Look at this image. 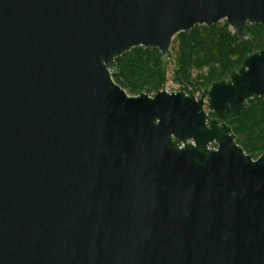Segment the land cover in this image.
Masks as SVG:
<instances>
[{
    "label": "water",
    "instance_id": "1",
    "mask_svg": "<svg viewBox=\"0 0 264 264\" xmlns=\"http://www.w3.org/2000/svg\"><path fill=\"white\" fill-rule=\"evenodd\" d=\"M220 21L264 32V0H0V264H264V153L224 121L264 47L197 97L111 76Z\"/></svg>",
    "mask_w": 264,
    "mask_h": 264
},
{
    "label": "trees",
    "instance_id": "2",
    "mask_svg": "<svg viewBox=\"0 0 264 264\" xmlns=\"http://www.w3.org/2000/svg\"><path fill=\"white\" fill-rule=\"evenodd\" d=\"M250 31L251 37L238 39L224 21L211 27L196 25L174 36L166 65L157 49L135 47L115 59L112 79L129 95H151L165 85L172 61L171 81L178 90L195 95L225 78L228 70L239 66L246 55L264 47L262 27L250 25ZM224 121L246 154L257 157L264 152V99H248L236 118L225 116Z\"/></svg>",
    "mask_w": 264,
    "mask_h": 264
},
{
    "label": "rangeland",
    "instance_id": "3",
    "mask_svg": "<svg viewBox=\"0 0 264 264\" xmlns=\"http://www.w3.org/2000/svg\"><path fill=\"white\" fill-rule=\"evenodd\" d=\"M220 22H222V21H220ZM171 62L168 64V68H167V78L168 79H167L165 85L163 86V88H165L167 91H179L178 90V85L173 83V81H171V78H170L171 77V71L173 69V63H171ZM198 95H199V93L195 94L196 97ZM262 153H264V152H262ZM262 153H260V155ZM260 155H258V156H260ZM253 158H256V157H253Z\"/></svg>",
    "mask_w": 264,
    "mask_h": 264
},
{
    "label": "built area",
    "instance_id": "4",
    "mask_svg": "<svg viewBox=\"0 0 264 264\" xmlns=\"http://www.w3.org/2000/svg\"><path fill=\"white\" fill-rule=\"evenodd\" d=\"M165 89V88H164ZM166 90V89H165ZM153 94H151V96H152Z\"/></svg>",
    "mask_w": 264,
    "mask_h": 264
}]
</instances>
